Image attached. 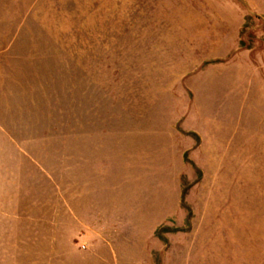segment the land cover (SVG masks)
Here are the masks:
<instances>
[{
	"label": "rangeland",
	"instance_id": "374dc122",
	"mask_svg": "<svg viewBox=\"0 0 264 264\" xmlns=\"http://www.w3.org/2000/svg\"><path fill=\"white\" fill-rule=\"evenodd\" d=\"M260 141L264 0H0V264H264Z\"/></svg>",
	"mask_w": 264,
	"mask_h": 264
},
{
	"label": "crops",
	"instance_id": "0c3cea01",
	"mask_svg": "<svg viewBox=\"0 0 264 264\" xmlns=\"http://www.w3.org/2000/svg\"><path fill=\"white\" fill-rule=\"evenodd\" d=\"M255 143H258V142H255ZM258 144H264V141H260ZM253 190L254 191H250V195H249V213L250 215L253 214V216L254 215L264 216V186L254 187Z\"/></svg>",
	"mask_w": 264,
	"mask_h": 264
}]
</instances>
